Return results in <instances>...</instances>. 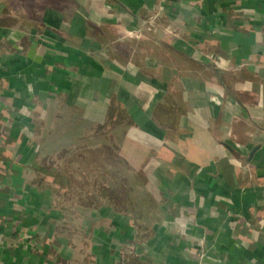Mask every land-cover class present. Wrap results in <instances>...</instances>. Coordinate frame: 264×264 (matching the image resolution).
Here are the masks:
<instances>
[{
  "label": "crops",
  "instance_id": "1",
  "mask_svg": "<svg viewBox=\"0 0 264 264\" xmlns=\"http://www.w3.org/2000/svg\"><path fill=\"white\" fill-rule=\"evenodd\" d=\"M72 1L47 0L37 12L38 28L21 21L0 25V37L13 48L7 53L6 46L0 47V115L7 119L8 130L21 124V129L12 126V136L21 134L18 162L28 165L35 159L36 152L30 158L24 155L37 147L29 134L34 125L42 127L54 96L60 104L86 109L105 131L127 129L135 104L147 117L142 129L165 140L159 141L157 156L144 161L152 160L150 172L140 168L157 197L136 203L140 211L148 207L147 218H140L137 208L136 214L112 209L115 205L106 199L121 231L110 228L115 242L104 233L105 254L97 257L103 264L119 262L124 255L143 264H192L184 249L189 243L181 235L193 234L202 236L211 253L220 254L219 264H264V0H89L88 5ZM108 8H116L114 22L140 31L132 40L135 46L123 41L131 52H120L122 43L109 39L97 43L102 49L79 46L92 56L85 65L84 58L66 56L70 50L57 39L67 40L65 31L79 30L74 15L84 16L89 9L106 15ZM11 10L0 6V17L12 15ZM147 15L155 22L146 20ZM61 19L69 21V27H60ZM82 23L89 22L82 18ZM149 23L156 33L143 32ZM19 28L30 30L29 38L42 34L43 40L32 37L22 51L20 44H13L12 35ZM58 64L77 71H63ZM96 93L105 98L104 106L91 113L95 108L90 99ZM34 96L41 104L32 101ZM34 109L38 113L30 124L27 117ZM164 168L167 180L157 174ZM47 185L38 179L9 191V185L0 184V264H81L80 253H89L84 215L65 214L55 191L43 206L46 210L40 207L39 192ZM28 187L33 207L23 201L25 209L17 217L8 209L11 197L21 195L23 200ZM172 217L180 219L178 226ZM130 219L138 225L122 232ZM125 239L134 248L120 252ZM69 250L72 255L65 260L63 253Z\"/></svg>",
  "mask_w": 264,
  "mask_h": 264
},
{
  "label": "rangeland",
  "instance_id": "2",
  "mask_svg": "<svg viewBox=\"0 0 264 264\" xmlns=\"http://www.w3.org/2000/svg\"><path fill=\"white\" fill-rule=\"evenodd\" d=\"M70 1H71V3H73L72 0H69V2ZM97 1L103 2L100 0H97ZM26 3L29 4L28 1H24V4H26ZM42 6H43V2H41L39 5H37L35 7V12L36 13L39 12L42 9ZM114 7H116V6H114ZM28 8H30V7H28ZM115 9H109L108 8L106 10L107 13H105L106 15L92 11L90 9L88 10V13L86 12L85 15L83 14L84 16H81L79 14L74 15V19L77 20V22L79 21L78 22L79 24L76 25V27H75V29H79V30H77L79 32V34H77V31H75L76 34H73L71 32L69 33L68 31L67 32L65 31L66 36H68L67 40L62 38V37H61L62 40L57 39L59 41H62L63 45H65V47H67V49L70 50L71 53L66 54V56L73 57V58L76 57V58H78V60H80V59L83 60V58H84L85 60H83L81 62H83V64L85 65L84 61L91 60L92 56H90V54H87L85 52V50H83V49H87L90 51V50H92V48H94V49L99 48L100 44L97 45V43H99L102 40H109V39L115 40L118 43H122V45H121L122 48H120V52H123V50H124V53H125V52H127L126 51V49H127L130 53L131 47H125L123 45V41H126V42L128 41L129 42L128 45L135 46L134 45L135 41H132V40L136 39V35L138 33H140V31L135 27H128L127 25H124V24L122 26L121 24H118L121 21H119L118 23L114 22L115 21L114 16H116V18L118 16V15H114ZM17 12L18 13L21 12L20 8H18V7H17ZM77 13H79V12H77ZM108 14L112 15L111 18H109L107 16ZM147 17H148V15H147ZM82 18H83V21H87L89 23H82ZM146 20H150V22H155V19H153L152 17H148ZM61 21L63 22V24ZM68 23H69V21L67 22L64 19H61L59 24H60V27L63 26L65 28L66 26L69 27V25H67ZM148 26H149V29L143 30L144 33H146V32L156 33L155 31L153 32V30H151L152 29L151 23H149ZM29 34L31 36L30 30H26V28H24V29L19 28V30H15V33L12 35L14 38L13 44H20L22 47V51H25L29 47L28 46L30 44L29 40L32 37H34L32 35V37L29 38ZM34 38H39L38 40H40V39L43 40L42 39L43 35L42 34H41V36L35 35ZM140 38H142V37H140ZM55 39H53V40H55ZM69 41L72 43H75V45H77L78 47L77 46L76 47L70 46ZM120 41H122V42H120ZM0 43H1L0 47H1V45L6 46L7 53L13 51V48L7 46L2 37H0ZM64 43H66L67 45ZM79 46L83 47V49L79 48ZM2 49H3V47H1V50ZM51 51H55V47L52 48ZM94 53L95 52H93V54ZM87 58H88V60H87ZM101 59H103V57ZM58 65L60 68H63V71H73V72L77 71V68L73 67V66H67L66 64H63V65L58 64ZM86 68H87V65H86ZM90 69H91V67H90ZM67 73L71 74L73 76L72 72H66V74ZM94 73H95V71H94ZM212 78L213 77H211L210 80L215 81ZM30 80L34 81L33 78H30ZM77 80L83 82V79H81V80L77 79ZM4 83L6 84V82H4ZM49 83H50V85H52L51 81ZM67 94H69V93H67ZM83 94L84 93H81V96H83ZM1 96H3V95H1ZM37 98H38V96H34L32 98V101L35 102L36 105H38L39 103L41 104V102L38 101ZM46 98L48 99L49 96H47ZM68 98L70 100V97H68ZM126 98H128V102L132 101L130 96H127ZM51 104L53 106H49V107L51 109H54L53 119H52V120H54L56 118V116H60L62 114V112H64V110L58 111L60 108L59 107L60 103L55 96H54ZM102 108L103 107H100V109H102ZM5 110L6 109H3L1 111V113H4ZM35 111H36V109L30 110V114L27 117L30 124H31V122H33L32 120H33V117L35 116V114L38 113ZM122 116H123V114H122ZM8 118H10V116H8ZM12 126H14V125H12ZM12 126H10L11 128L8 130L9 135H12ZM14 127H19V129H21V124L18 123ZM49 129L54 130V121H52ZM41 130H42V127L40 128L39 126H36V128H34V130L32 128L31 135L29 134V137L31 138V140H33L35 143L37 141L39 142V136H40ZM124 131H125V128H122L121 130H117V131H115L114 129L107 131L109 134L106 137L105 142L107 141V138H108L109 146L111 147V150H107V151L99 150L101 152H98L96 154L97 156H95V160L93 158H91L90 155L87 154L86 152L81 151L79 153L72 155V158H69L66 161H64V165H62V169L65 168L67 170L61 169L62 170L61 171V170H59V168L57 166L56 167L54 166L53 169H51L52 170L51 176H48V174H47V173H49V171H48L46 173V176H43L41 178L42 182L45 181L46 185L48 184L43 190H41L39 192V194L42 198L41 202H43V203H41V205L40 204L39 205H40V207H42L43 210H46V208H43V206L45 207L47 205V203L49 202V199H52V196H50V194L53 191H55V193L57 194L58 200H59V198H61V201L64 204V207L62 208L64 210V213L66 212L65 210H67V208L72 206V204H71L73 202L72 200L82 203V204L80 203V205H79V207H80L79 211H80L81 215L85 216L83 219L87 223V225L84 224V226L89 227V229H87L88 230L87 235L89 234L88 236H90L89 237V239H90L89 253L90 254L87 253V255H84L83 252L80 253L81 258H82V260L80 262L81 264H89V263L93 264V262H95L97 264L100 262L103 264V259L98 258L97 256H98V254H105L104 248H103L104 240L107 238V237H105L106 236L105 234H107V236L111 239L112 237L109 235L110 234V228H111V232H113V233L115 230L117 232L119 230L121 231V227H120L119 222H117V224L114 225L115 221H113V220L115 218H114V214L111 212V208L113 209V207L109 208V206L107 205L106 199L100 198L98 195H96L95 192L92 190V188H88L84 184L81 185L82 182L80 180H78V178L74 177L70 181V178L72 176L69 175L68 173L76 172V171L78 172L80 170L81 165L84 162L85 158L89 159V157H90V159H93V160H91L92 165H97L98 163H100L101 165H105L104 168H106V169L110 168L115 173V175L118 176L122 180V181H120V183L122 185L124 184L129 189L128 195L124 198L126 200H123V203H128L130 205H134L132 207L130 206V208L133 211H136V208H137V211H139V213H140V218L142 216H144L145 218L150 217V215L147 211L148 207L146 209V206H144V210L140 211V209H138V207H136V202L139 203L140 202L139 200L141 198H142V201H144L145 197H147L148 203H149V201L152 199V195L148 191L147 188H143L140 185L141 183H139V181L142 180L143 176L141 174L137 175V177H136L137 180H136L135 175H133V173H135V167L138 166L139 169L143 168V167L139 166L137 159H140L144 163L147 156L144 153H142L141 151H138L137 149H135L134 147L127 146L124 143V141H123ZM18 137H21L20 133H19ZM55 138H57V136H55ZM128 147L130 148V152L127 149ZM38 148L39 147L37 146L35 148V151L34 150L32 151V147H31V150H29L30 153L26 151L25 153H27V154H24V155H27L30 158V155L32 153L34 154V152H37ZM16 151H17V153L19 152V147L17 148ZM159 165L160 164H158L157 166H159ZM166 170H167V168H164L161 170V173H157L159 175V178H161L162 180L169 179V175L166 173ZM148 177L152 178V173H150L148 175ZM145 178H147V177H145ZM81 188H83L82 189L83 192L80 195L81 198H78L77 196L71 194V192H70V189L71 190H75V189L79 190ZM25 189H26V187H25ZM30 189L31 188L28 189L27 196L24 197L23 200H22L21 195L14 194L11 197V200H12L10 202L11 206H9L8 209L11 210L13 212V214L17 215V217H19L20 214L23 212V209H25L24 202L26 204L28 203V206L33 207L32 203H33L34 199L32 198L33 196L30 195V191H29ZM162 189L164 191V194H168V192H169L168 187L167 188L164 187ZM24 192H26V191H24ZM64 194L66 196L68 195L67 198L64 196ZM163 196H166V195H163ZM156 197H157V195H155V198ZM166 199H167V197H166ZM54 201H55V198H54ZM109 202H110V200H109ZM48 206H49L48 209H50V207L52 209V205L49 204ZM149 212H152V210ZM159 212H161V211H159ZM157 213H158V210H157ZM175 213L173 214V217L176 216ZM80 214H78V216H81ZM78 216H77V218H80ZM173 217H172L173 222L176 223L178 226L180 219L173 218ZM77 218L75 217L76 221H77ZM132 223L129 220L127 222L125 221L123 223L124 227L122 228L123 229L122 232H125V230L129 231V229H131V228L135 229L136 226L138 225V223L136 221L135 222L132 221ZM174 223H171V224L174 225ZM149 224L150 223H148V225ZM114 226H115V228H114ZM22 228L23 227H21L19 230H22ZM142 228L145 230L147 227L143 226ZM117 232H115V233L117 234ZM27 235H28V233L26 234V236ZM92 235H93V242L96 244V247H94V248H93L94 243L91 242ZM181 236H182V239L184 241L186 240L189 243L188 246H184V249L187 252V254L189 255V257H187L188 260H190L192 264H219L220 254L215 255V254H213L214 252L211 253V251H210L211 246L209 244L205 245V241L202 238V236L197 237V238L193 234L192 235L188 234V236L187 235H181ZM114 238H112L113 242H115ZM128 240H126L125 243H122V245L120 247V252L123 251L122 249H126L128 251V250H131L134 248L133 243L131 241H128ZM15 241L16 242L18 241L20 243V240H18V238L15 239ZM22 241H23V239H22ZM80 245L83 249L84 248L86 249V247H87V246L84 247L85 244L82 242ZM142 248H144V247H142ZM140 250L141 249H139V251ZM72 252H73V250H69V253H67V254L63 253L62 257L65 258V260H66L70 255H72Z\"/></svg>",
  "mask_w": 264,
  "mask_h": 264
},
{
  "label": "trees",
  "instance_id": "3",
  "mask_svg": "<svg viewBox=\"0 0 264 264\" xmlns=\"http://www.w3.org/2000/svg\"><path fill=\"white\" fill-rule=\"evenodd\" d=\"M0 1V6L12 9L10 12L12 15L6 14L0 17V25H12L13 23L15 24L21 21V23L25 25H32L37 28L40 26L38 21L39 15L35 12V7L41 2H43L44 5L47 0ZM24 1H28L30 5L27 3L24 4ZM100 1L112 2L113 0ZM84 2L86 5L89 4V0H84ZM17 7L20 8L21 12L15 14L13 10L17 11ZM99 95L100 94L96 93L91 96L90 102L93 105L91 107L95 108L91 113L98 112L97 106H99V108L104 106L102 103H104L103 99L105 98L102 99ZM52 101L53 99L51 103ZM59 105L60 108L58 111L64 110V112H62L60 116H56L54 120H52L54 109L48 107L47 113L43 118L44 123L39 136V142L37 141V146L39 148L35 153V159L28 165L18 162V153L16 150L19 145V138L8 134L9 124L7 119L0 115V184L5 187L9 185V191H12L15 187H21L25 182L41 179L43 175L47 173L49 167L57 166L59 170H61L64 161L72 158V155L76 153L81 151L86 152L95 160L96 154L101 152L99 150H111L108 138L105 142L108 132L101 127L98 120H94L91 115H87L86 109H82L83 107L77 106L74 103H63ZM1 109L2 107L0 105V110ZM129 112L132 119L130 126L124 131L123 140L126 141L125 144L141 149L147 157L149 155L157 156L158 149H160L159 141L162 139L164 140V138L156 137L150 132L142 129L141 126L147 120V117L139 106L134 104ZM7 113V115H9L11 112L8 111ZM52 121H54V130L49 129ZM34 126V128H36L38 125ZM55 136H57V138H55ZM168 144L171 145L170 142ZM127 149L130 152V148L128 147ZM163 154L166 155V151ZM90 157L89 159L85 158L78 172L68 173L72 176L70 181L76 177L82 182L81 185L84 184L88 188H92L95 194L100 198H105L108 202L110 200L109 203L115 205L113 209L117 208L118 210L132 212L133 210L130 206L132 207L134 205L123 203V200H126L124 198L128 195L129 189L124 184L122 185L120 183L122 180L116 176L110 168L106 169L104 168L105 165H101L100 163L92 165L91 160L93 159H90ZM137 162L139 165L143 163L140 159H137ZM151 167L152 160L148 159L141 170H143V172L150 171ZM62 170L67 169L64 168ZM141 170L135 167V173H133V175H135V179L137 175L141 174L143 176L142 180L139 181V183H141L140 185L143 188H147L152 197H154L155 194L152 190V182L150 183V181L145 179L146 175H144ZM82 189L83 188L79 190L70 189V192L78 198H81ZM64 196L67 198L68 195L66 196L64 194ZM59 201L60 203L62 202L61 198H59ZM72 201L71 204H73V207L70 206L67 208L65 214L70 213L73 215L77 214V212L80 214L78 209L80 208L79 205L81 202ZM123 258L124 259L114 264H143L139 259L130 255H124Z\"/></svg>",
  "mask_w": 264,
  "mask_h": 264
},
{
  "label": "water",
  "instance_id": "4",
  "mask_svg": "<svg viewBox=\"0 0 264 264\" xmlns=\"http://www.w3.org/2000/svg\"><path fill=\"white\" fill-rule=\"evenodd\" d=\"M255 148H256V146L250 150L249 157L251 156V154L253 153V151L255 150Z\"/></svg>",
  "mask_w": 264,
  "mask_h": 264
}]
</instances>
